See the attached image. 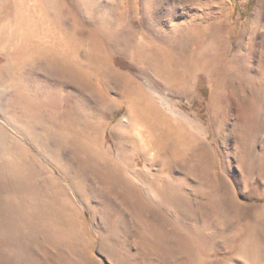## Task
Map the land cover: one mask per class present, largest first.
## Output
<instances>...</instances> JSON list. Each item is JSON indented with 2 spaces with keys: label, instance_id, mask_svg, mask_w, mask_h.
Instances as JSON below:
<instances>
[{
  "label": "rangeland",
  "instance_id": "obj_1",
  "mask_svg": "<svg viewBox=\"0 0 264 264\" xmlns=\"http://www.w3.org/2000/svg\"><path fill=\"white\" fill-rule=\"evenodd\" d=\"M81 1L63 0L60 7L66 27L82 24V36L114 17L125 24L140 22L160 44H176L178 25L188 16L217 26L215 37L224 39L233 65L217 87L214 104L209 77L168 83L129 56L110 55L115 70L142 89L140 100L152 120L165 130L193 137L206 163L190 152L182 157L156 155L154 150L134 154L136 149L147 151L151 134L126 114V107L118 108L119 81L100 79V69L88 65L74 68L78 59H87V45L75 46L74 57L71 43L62 42L55 24L43 21L41 32L30 40L41 51L29 59L15 58L23 47L22 32L31 25L21 27L16 18L3 22L0 175L19 168L22 161L35 170L40 188L51 187L62 199L60 225L73 240L52 242L42 232L23 233L0 201V264H186L184 255L199 243L200 233L217 234L205 226L213 216L221 220L216 219L215 227L224 234L214 245L227 243L228 230L238 228L233 238L242 249L232 264H264V242L253 225L259 211L264 214V0H136L134 8L132 0ZM22 94L46 99L58 112L67 110L70 124L98 126L93 152L101 150L109 158L94 154L93 160L86 159L49 127L33 128L17 100ZM166 185L172 187L168 195L173 206L155 193ZM112 249L121 252L123 261L108 259ZM222 257L206 264L224 263Z\"/></svg>",
  "mask_w": 264,
  "mask_h": 264
},
{
  "label": "bare ground",
  "instance_id": "obj_2",
  "mask_svg": "<svg viewBox=\"0 0 264 264\" xmlns=\"http://www.w3.org/2000/svg\"><path fill=\"white\" fill-rule=\"evenodd\" d=\"M84 1L86 3L87 0ZM131 2H133L131 8H134L137 2L136 0H132ZM88 3L89 2L87 1L86 4ZM81 4H83V0L81 1ZM60 6H65L63 0H0L1 36H3L6 33L5 30H7L2 25L4 24L3 22H6L10 19L12 20V18L18 19V23L21 24V27L25 23H29L31 25V27L28 29L29 31H26V26H24L26 32L23 30V38L21 36V38L24 40V42L22 40L23 47L19 49L20 51L18 50V53L15 52L16 54H14L13 57L25 60L29 59L35 53H39L41 50L38 51V48L36 47L38 43L36 46L32 44V38L36 36L37 31L41 32L39 27L41 26L40 23H43V21H48L50 24H55V26L61 32V35L64 37L62 38V42L71 43L70 46H72V49L78 45H87L84 46L87 47V59L82 61H79L80 59H78L74 63L75 69L80 70L88 65L93 67L94 70L100 69V79L104 80L111 77L112 79L115 78V80L119 81L118 83L120 90H118V96H120V101L118 108L126 107V114L135 116L139 123H142L141 128L144 126L145 130H148V133L151 134L149 145H147V151L136 149L134 154L147 155L148 152L154 150L156 155L167 154L169 157V154L166 153L169 152L172 154L170 157H182V155L186 154V152H190L191 154H195V158L197 160L201 161L202 163H206L204 155L196 149L197 142L193 137L185 134H176V132L171 130V128L165 130L159 123L152 120L148 108L140 100L142 89L138 84L132 82L125 76H121L115 70L114 66L112 65L110 55L111 52H113L115 54L129 56L136 65L150 68L168 83H184L189 77L198 79L209 77V79H211L213 82L211 101L214 104L215 98L218 94V89L220 88L219 83L222 78L231 70L233 65V60L227 59L226 57L227 51L225 50L226 45L224 39L219 38L217 41L215 37L217 34L216 32L218 31V28H216L217 26L203 18L193 19L189 18L188 16L185 17L184 21L178 25L176 36L178 39V42H176L177 45L173 43L174 41L172 43L167 42L166 44H160L154 40V37L149 34V32L140 22L134 24H125L123 21L120 23L121 19H119V17L117 18L119 21L114 17V19L110 22H101L100 27L93 26L95 29L87 31L84 30V32L86 31L85 36H82L78 31V27L82 29V24H75L74 28L71 30L66 27L64 23L65 21L63 22L65 11ZM64 19L66 20V18ZM48 26L49 24L47 27ZM18 30H21V28ZM10 32L11 30L8 32V34H10ZM48 33L49 31H47V34ZM55 34L57 33L55 32ZM17 37L18 36H16V38ZM30 40H32L31 44ZM57 45H59V43ZM54 48L55 47H53V49ZM42 49L44 48L42 47ZM5 51L7 52L6 49ZM71 53L74 56L78 52L76 49H73V52ZM45 54L47 55V53ZM74 57L78 58L77 56ZM30 62L32 61L30 60ZM58 64H60V62ZM218 86L219 88H217ZM112 89L115 90L116 88ZM17 100L22 105L21 108L23 115L29 122H32L31 126L33 128L40 129L41 126L42 128L44 127L43 129H45L46 127H49L50 130L56 132L59 135V138L63 142L69 143L79 150L81 155L86 157V159L89 158L93 160L94 154H97L103 159H107L108 156L103 154L101 150L98 152H93V148L96 147V143L94 142V132L98 130V126H95L94 124L90 125L88 123L84 125L70 124L67 110H59L58 112L57 106L55 104L47 101L46 99H39V97L34 95L26 96L22 94ZM83 112L84 111H82V113ZM87 116L89 117V115ZM109 118H111V116L108 117V119ZM97 120L100 121V118ZM101 125L102 123L100 122V126ZM34 171L31 170L30 166H27V164L22 161L19 168L12 169L9 172L7 170L5 171V174L0 175V201L2 202L6 214L17 221L23 233L35 236L36 233L42 232L44 235L50 238L52 242L55 240H63L66 242L73 240L69 238L70 236L68 235L66 229L64 230L62 228L64 225H60L62 224L60 220L63 211L62 199L58 196V194H56V192L53 191L54 189L51 187L46 186L45 188H40L41 184L37 182L38 173ZM151 182L149 184L154 183L153 181ZM168 185H166L162 191L155 193L160 198L162 197L165 202L173 206L175 203L173 200H171V198L169 199L168 195L172 187ZM76 189L78 190V188ZM150 194H152V190L150 191ZM216 219L221 221L218 216L217 218L216 216H213L211 219L207 220L208 222L205 226L215 228V232H217V234L206 236L204 233H200V237H196L199 243L194 246L190 253L184 255V260L188 262L186 264H206L209 259L216 258L217 255H220L221 253L223 254L221 260L224 262L221 264H232L236 259L240 258L239 253L242 248L239 247L240 245L238 246L235 244L233 238L236 236V234H238L236 230L238 228H231V230H228V233L226 231V233L230 235L227 237V243L223 244L222 246L214 245V243H216L215 241H218L219 239L222 240L223 237V233L220 232L219 227H215L218 226ZM253 225L258 237L262 242H264V214L261 211H259L257 221ZM241 229L243 228L241 227ZM197 240L193 241L197 242ZM106 254L109 260L123 261V256L118 250L112 249L107 251Z\"/></svg>",
  "mask_w": 264,
  "mask_h": 264
}]
</instances>
